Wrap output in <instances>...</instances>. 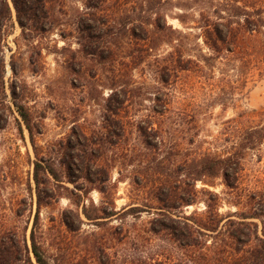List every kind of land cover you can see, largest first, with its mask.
I'll use <instances>...</instances> for the list:
<instances>
[{"label":"rangeland","instance_id":"374dc122","mask_svg":"<svg viewBox=\"0 0 264 264\" xmlns=\"http://www.w3.org/2000/svg\"><path fill=\"white\" fill-rule=\"evenodd\" d=\"M234 2L108 0L105 7L116 15L118 25L124 23L113 29L98 23L95 41L100 48H110L113 56L84 59L85 0H59L61 5L54 4L53 30L31 33V46L20 42L23 55L18 64L25 70L16 80L32 113L33 138L18 112L14 108L8 112V122L0 129V211L7 213L20 235H27L29 243L38 208L34 160L40 158L62 177L60 182L50 178L42 186L51 196L41 194L38 239L53 258L74 245L83 254L84 241H91L92 234H105L107 251L117 256L118 264H129L138 256L165 258V249L172 260L186 258L168 234L149 231L150 221L162 207L157 185L164 179H180L189 190L195 157L237 151L246 142L247 130L264 124V33L256 35L249 47L251 53L260 48L262 62L244 65L236 56L203 60L211 54L206 19H215L216 12L227 15ZM157 13L182 32L179 38L186 56L201 65L179 72L168 83L158 72L157 60L175 51L179 41L161 39L143 61V41L133 35H143V30L131 28L143 24V16L155 18ZM14 22L4 47L9 82L14 79L9 61L18 52L22 32L15 13ZM144 125L154 128L149 130L150 144L143 136ZM89 156L97 159L98 170L107 173L104 181L91 182L80 170ZM241 167L236 189L227 187L221 175L210 180L213 185L197 184L198 189L207 187L219 194L218 210L223 215L264 204V140L245 148ZM251 193L257 195L252 206L247 203ZM84 205L93 220L83 214ZM133 206L144 211L127 213ZM195 210L203 215L207 206L200 201L176 211L190 215ZM66 211L74 212L73 219L76 214L83 219L81 237L68 231Z\"/></svg>","mask_w":264,"mask_h":264},{"label":"trees","instance_id":"16d2710c","mask_svg":"<svg viewBox=\"0 0 264 264\" xmlns=\"http://www.w3.org/2000/svg\"><path fill=\"white\" fill-rule=\"evenodd\" d=\"M234 1L227 15L216 12L215 19H206V42L211 54L204 56L205 62L214 57L232 59L235 56L236 59L245 61L244 65L263 61L260 48H253L251 53L249 47L256 35L264 33V0H255L253 4L249 0ZM240 1H243V4L238 3ZM58 2L59 0H0V129L6 126L8 112L14 108L33 138L32 113L22 101L23 91H20L16 80L20 79L25 70L18 64V60H21L23 55L20 51V42L31 46L33 40L31 33L45 34L53 30L56 25L54 4L61 5ZM106 3L108 0H85L86 8L81 21L86 38L83 48L84 59L113 56L110 48H100L95 41V33L99 29L98 23H102L109 29L124 23L118 25L116 15L109 12L108 7H105ZM59 11L63 12L62 9ZM14 13L22 32L17 39L18 52L13 53L9 61L14 77L9 82L6 78L7 62L4 47L15 27ZM181 21L184 22L183 19ZM131 28L133 32L136 28L143 30V35L133 33L135 38L143 41V61L146 55L156 48L161 39L168 43L174 40L179 41V44L175 46V51L169 53L168 57L163 60H157L158 72L164 82L168 83L172 77H177L183 70L201 66L200 62L189 55L186 56L185 48L180 44L179 35L182 32L169 25L165 15L157 13L155 18L143 16V24H133ZM252 54H255L254 58ZM38 55H42V50H38ZM28 61L31 65L34 64L32 55H29ZM31 70L38 72L36 69ZM77 72H80V69ZM149 128V125L143 126V136L150 144L149 130H154V128ZM155 131L159 133L160 130ZM246 135V142H242L237 151L228 155L205 154L195 157L191 163L189 190L184 188V182L180 179H164L157 185V198L162 207H160L158 217L150 221L149 231L157 235L168 234L185 251L186 258L172 260L168 249H165L162 254L165 257L164 254L168 253L165 258H161L160 255L138 256L129 259V264H264V204L258 202L260 205L258 208L223 215L218 210L221 200L219 194L207 187L197 188L199 181L205 185H213L210 180L219 175L223 176L227 187L238 188L243 152L245 148L252 147L257 141L264 140V124L247 130ZM92 167H95L93 171ZM99 167L97 159L89 156L84 159L80 170L86 171L84 176L91 182L104 181L103 177H106L107 173L105 170L103 172L98 170ZM68 168L70 170V166ZM50 178L56 182L62 181L54 165L40 158L34 160L33 179L38 194V208L30 232V243L27 235H20L16 225L8 221L7 213L0 211V264H118L117 256H112L107 251L108 239L105 234L103 236L92 234L91 241L85 240L86 248L82 250L83 254L75 249L76 245L68 247L67 252L55 258L48 254L43 243L38 239L40 235L38 232L42 205L41 194L46 192L51 196V193L42 186L49 182ZM186 191L190 192L188 196L184 194ZM203 195H208V197L204 198ZM256 198L257 195L251 193L247 203L252 206L257 202ZM200 201L207 206L203 215L197 210L190 215L176 211L178 208L194 205ZM142 210L144 211L139 206H133L126 212L134 213ZM73 213V211H66L64 222L73 237H81L79 231L83 219L80 214H76L77 219H73L71 216ZM83 214L89 220L95 218L88 212L86 205L83 206ZM256 218L259 219L256 220ZM87 241H90V244H87ZM69 242L67 243L71 244V241Z\"/></svg>","mask_w":264,"mask_h":264}]
</instances>
